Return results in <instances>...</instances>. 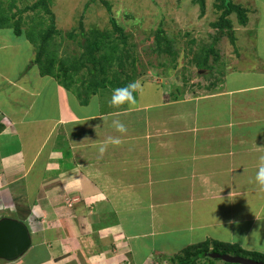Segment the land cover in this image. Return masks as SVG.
I'll return each instance as SVG.
<instances>
[{
	"label": "crops",
	"instance_id": "0c3cea01",
	"mask_svg": "<svg viewBox=\"0 0 264 264\" xmlns=\"http://www.w3.org/2000/svg\"><path fill=\"white\" fill-rule=\"evenodd\" d=\"M5 46L0 48L7 50ZM13 48L9 52L16 54L15 59H4L10 64L0 66V82L7 71L17 83L13 86L29 83L30 89L20 88L16 93L10 86H0V114L13 119L11 124L9 118L8 122L0 120V215L24 221L32 244L15 260L0 258V264H77L78 253L91 254L100 244L98 235L117 240L115 245L123 240L121 248L130 242L134 261L139 264L137 261L153 251L163 253L161 256L166 249L176 254L194 244L196 227L240 225L246 219V205L254 204V194L264 198V186L255 182L264 156L263 67L250 81L243 76L205 95L169 98L168 93L157 90L158 84H140L135 103L106 109V105L112 106V88L99 89L89 96L88 105H82L60 79L42 75L40 70L36 74V68L29 71L30 77L24 70L18 72L23 53L18 45ZM261 54L264 59V50ZM50 86L54 94L48 93ZM146 90L147 95L143 94ZM46 91L48 103L44 104ZM158 93L161 102L146 100ZM113 121L123 123L126 131H117ZM110 137L119 143L109 144L101 155L98 146ZM4 143L12 149L3 151ZM100 191L108 197H97ZM137 193H146L149 203L159 197L152 194H164V200L183 205L186 219L181 222L176 212L160 216L171 210V204L166 208L156 200V215L148 211V219L143 216L135 221L132 203L143 195ZM74 194L81 196V202L71 206L68 198ZM249 195L253 197L247 198ZM18 209L25 212L20 215ZM60 210H69L65 220ZM257 210L245 231L250 248L255 247V237L264 241L256 234L264 232L256 229L258 219L264 224L263 207ZM100 215L106 220L101 221ZM149 225L160 234L153 242L158 243L155 247L147 237H138ZM172 225L189 228V240L180 246L166 242ZM121 228L122 232L118 231ZM210 232L199 234L207 238ZM89 241L92 247L86 245Z\"/></svg>",
	"mask_w": 264,
	"mask_h": 264
},
{
	"label": "rangeland",
	"instance_id": "374dc122",
	"mask_svg": "<svg viewBox=\"0 0 264 264\" xmlns=\"http://www.w3.org/2000/svg\"><path fill=\"white\" fill-rule=\"evenodd\" d=\"M35 1L0 0V18L8 17L6 25L0 26V45H6L5 47H7V50L0 48V66H3L2 68L9 67L10 63L4 59L8 60V58L16 55L10 52L14 50V44L18 45L24 58L21 61L23 62L22 65L17 63L20 69L18 72L24 70L23 72H25L24 75L26 77H30L29 71L33 68H36L37 74L40 65L32 61H35L40 45L42 46L41 40L43 35L53 24L51 14L46 13L43 9L28 10L29 4ZM88 1L90 0H51L50 2V7L56 17V32L45 44L44 60L48 65H54V70L56 73H59L61 82H65V80L72 82L73 85L64 83L70 87L69 89L65 86L71 92L75 93L77 90L81 92V82L87 74L84 70L76 73L69 69V65L74 60L79 59L83 52L81 45L85 39L82 36L81 22L84 23L85 34L89 37L87 43L97 41L100 44L103 42L106 44L104 48L97 47L98 51L96 54H107V47L110 49L109 53L113 54L111 56L112 61L104 64L106 73L101 71L103 65H100L99 74H101V77L107 74L112 80V76L116 71L121 69L118 58L121 56L123 43L119 33L115 32L111 18L116 19L127 37V48L125 50L127 56L125 60L127 61L119 76L125 78L128 75H132L133 78L131 79L132 81L130 80V83L138 81L144 85L151 83L158 84L157 90L161 91V93H168L169 98L179 97L182 94L187 97L205 95L218 89H223L227 87V84H233L235 80L243 76L250 81L251 76H253L252 74L258 72L259 68H264V59L261 54L264 50V0H231L234 5L244 10L247 20L243 23L240 12L233 9V12L228 16L232 20V29L229 30L228 27H224L223 31H221L218 23L221 21L222 13L226 9L223 5L225 0H106L111 6L110 10H107L102 2L97 0L95 2L97 6L93 4L89 7V10L94 11L93 14L89 10L85 12L83 9ZM98 15L99 17H97ZM16 22L21 23L22 34L20 37L15 33ZM160 26L164 29V35L168 37V50L156 47L159 43L156 34ZM160 44L165 46L164 41L160 42ZM212 44L215 52H210L209 54L208 68L201 69L199 60L202 59L204 54L203 49L204 47H210ZM13 65H10V67H15ZM12 81L15 80H11L6 71L3 80L0 82V86L4 85L7 88L10 86L9 90L15 89L16 93L17 89L20 88H22L21 90L29 91V83H22L24 86L22 87L20 84V86L18 85L19 88H17V85L13 86L17 83ZM88 83L87 81L84 86L85 89L89 88ZM7 88H5V91ZM52 88L50 86L48 89L49 94H54ZM110 88L107 87L106 89ZM34 89L32 85V90ZM48 93L46 91V94L42 98V103L44 104L48 103ZM143 94L147 95V90ZM141 97L144 98L145 96ZM160 98V94L158 93L155 97H146V100L157 104L161 102ZM59 99L63 102L64 96L61 93L59 94ZM112 107L105 106L106 109ZM8 118L11 124L13 122L11 116L0 114V120L8 122ZM1 129H3V126L0 127ZM2 146L3 151H10L12 149L7 143H4ZM142 194H139V196H142H140L137 202L132 203V205L134 204L135 221L141 220L143 216L148 219V211L155 216L157 211L156 200L166 208H168L166 205L171 204L169 207L171 210L166 211V214L163 212L160 216H165L169 212H176L181 222H184V219H186L185 213L187 211L184 210L183 205L180 203H174L172 200L166 201L164 200L165 195L163 194V196L159 193L152 194L154 198L156 196L159 197L153 201L150 199L149 203L147 202V196H145L147 194ZM102 195L104 194L100 191L96 196L104 198L106 195L108 197L107 193L104 197H101ZM254 196V204L250 205V208L246 205V219H243L240 225H235V230L233 229L234 227H224V225L220 229H196V227L193 230V243H200L214 237V239L224 242H236L247 251L264 253V241L262 242L259 237H255L252 240L255 247L251 248L249 247L251 246V242H248L245 238L248 237L245 235V231L250 225L248 219H250L251 215H255L258 212L257 209L260 210L263 207L264 211L263 196L260 194H254ZM79 197L81 196L75 194L70 196L68 198L69 204L71 206L74 204L75 206V204L81 202ZM251 197L253 196L249 195L247 198ZM93 198L89 199L94 200ZM20 211L25 212V210L18 209V214L20 215ZM68 211L60 210V213H58L65 220L69 213ZM23 213L22 215H24ZM38 216L42 217V219L44 218L42 215ZM100 217L101 221L106 220L104 215H100ZM222 218L228 217L222 216ZM61 220L59 222H62ZM258 221L256 229L264 230L263 222L259 219ZM198 223L195 222V225ZM106 224L109 225L110 223L107 222ZM93 229H95V226ZM122 230V228L118 229L120 232ZM208 230L211 231L212 236L210 235L207 238L200 236L199 232H207ZM219 230H222L220 234H218ZM157 231L149 225L146 231L139 234L138 237L140 238L141 235L147 237L152 247L154 245L157 246L158 243L153 244L160 237ZM189 232V228L181 229L178 225H172L169 232L166 233L168 237L165 240L171 246H180L183 242L189 240ZM256 234L263 236L262 239L264 240V232L258 231ZM92 235L96 237L98 233L92 232ZM98 236L100 239L98 243L100 242V244L93 247V253L91 254L84 256L78 253L77 257H75L77 264H137L134 261V250L129 248L130 242L128 245L125 243L126 246L121 248L122 246L119 244L123 240L115 245L117 240L112 242L113 240L102 239L100 235ZM230 239H233V242ZM89 243L90 241L86 245L89 246ZM137 251L135 250V252ZM171 252L166 249L165 255L161 256L163 253L160 254L153 251L148 258H143L137 262L141 264L144 261H148L143 264H159L160 261L162 264H174V259H178L177 257L182 253L181 251L176 254H172ZM212 253L214 252L209 251L206 253V256L213 258L211 256ZM243 254L248 255L242 252ZM217 262L223 263V260L217 258Z\"/></svg>",
	"mask_w": 264,
	"mask_h": 264
},
{
	"label": "trees",
	"instance_id": "16d2710c",
	"mask_svg": "<svg viewBox=\"0 0 264 264\" xmlns=\"http://www.w3.org/2000/svg\"><path fill=\"white\" fill-rule=\"evenodd\" d=\"M98 1H101L102 4L107 8V10L111 9L109 2H107L106 0H98ZM50 2L51 0H36L34 3L29 4V6L27 7L28 10L43 9L46 13H50L53 23L51 24L49 30H47V32L43 35L41 40L42 46L40 45V49L36 56V59L35 61L32 62L38 63L40 65L39 70L42 75H52L54 77L56 76V78L58 79H61L59 73H56V71L54 70L55 69L54 65L53 64L48 65V63L44 60L45 44L52 38V36L56 32V17L53 13V10L50 7ZM95 2H97V0L88 1L84 5L83 8L84 11L85 12L88 11L91 5L96 4ZM223 5L226 7V9L223 11L221 21L218 23V26L221 28V31H223L224 27H228L229 30L232 29V20L228 18V16L233 12V9H236L240 12L241 21L245 23V21L247 20V16L244 13V10H242L239 6L237 7L236 5H234L231 0H225ZM10 7L12 6L10 5ZM89 11L91 14H93L94 12L93 10H89ZM97 17H99V15ZM7 21H8V17L0 18V26L6 25ZM111 21L115 29V32L119 33L120 39L123 43L122 53L121 56L118 58L121 69L116 71V73L112 76L113 77L112 80L109 78L107 74H104L101 77V74L99 73H100V65L101 66L103 65L101 71L106 73V68L104 64L112 61L111 56H113V54L109 53L110 49L107 47L108 49L107 54L97 55L96 54V52L98 51L97 47L104 48V46H106L105 42L101 44L97 41L87 43L89 41L88 39L89 37L87 36V34H85L84 23L83 22L80 23L82 36L85 39L81 45L83 48V52L79 59L74 60L69 65V69L76 73L82 70L87 72L85 79L81 82V92L78 90L75 91V94L77 95V98L79 99L82 105H88L89 96L93 93H96L99 89L107 88V87H111L113 89L117 87H123L129 84L130 80L133 78L132 75H128L125 78L119 76V74L122 73L124 65L127 61L125 60V58L127 59L126 51H125L127 48V37L123 33V28L119 25V23H117L116 19L111 18ZM163 30L164 29L160 26L158 33L156 34L157 41L159 42L156 47L158 49L166 48L168 50L169 49L168 37L164 35L165 33ZM15 33L16 35H19V37L22 34V28L20 22H16ZM162 41L165 42V46L167 47L162 46L160 44V42ZM203 51L204 54L202 56V59L199 60V66L201 69L208 68L209 54L210 52H215V48L212 44L210 47H204ZM87 81L89 82L88 83L89 88L87 87V89H85L84 86L87 83ZM62 83L63 84L67 83V85H73L72 82H69L68 80H65V82ZM68 88L70 89V87ZM209 251L219 252V253H229L233 255H242L243 252V253H247L248 255L243 254L242 256L264 261L263 252L247 251L238 243L224 242V241L216 240L214 238L211 239L208 238L203 242L192 244L184 248L181 251L182 254L177 257L178 259H174L175 261L174 264H238V263H228L225 261H223V263H218L217 258H211L206 256V253H208Z\"/></svg>",
	"mask_w": 264,
	"mask_h": 264
},
{
	"label": "water",
	"instance_id": "95a60500",
	"mask_svg": "<svg viewBox=\"0 0 264 264\" xmlns=\"http://www.w3.org/2000/svg\"><path fill=\"white\" fill-rule=\"evenodd\" d=\"M32 237L27 224L14 218L0 220V258L15 260L22 256L31 246ZM213 258H220L228 263L238 264H264V261L256 260L242 255L214 252Z\"/></svg>",
	"mask_w": 264,
	"mask_h": 264
},
{
	"label": "clouds",
	"instance_id": "9594fccd",
	"mask_svg": "<svg viewBox=\"0 0 264 264\" xmlns=\"http://www.w3.org/2000/svg\"><path fill=\"white\" fill-rule=\"evenodd\" d=\"M140 87H141L140 83L138 81H136V82L129 83L123 87L114 88L112 90L111 99L109 100V103L114 107H120V106H123L125 104L131 105V104L135 103L136 93L140 89ZM112 126L117 131H119L121 133L126 131L125 125L123 123H121L120 121H113ZM111 143H119V139H114V138L110 137L107 141L100 144L98 147H99V152L101 155L107 150L108 145ZM255 182L260 186H264V156H262L260 158V164L258 166V170L256 171V175H255ZM7 217L13 218V217H10L8 215L1 214L0 220L3 218H7ZM14 219H16V218H14Z\"/></svg>",
	"mask_w": 264,
	"mask_h": 264
}]
</instances>
